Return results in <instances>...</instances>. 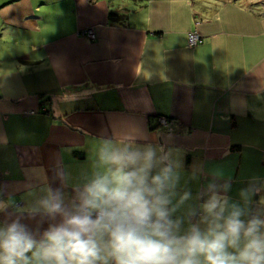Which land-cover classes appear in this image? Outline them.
Segmentation results:
<instances>
[{
	"label": "crops",
	"instance_id": "obj_1",
	"mask_svg": "<svg viewBox=\"0 0 264 264\" xmlns=\"http://www.w3.org/2000/svg\"><path fill=\"white\" fill-rule=\"evenodd\" d=\"M264 0H0V224L48 190L71 202L103 141L131 134L178 160L177 196L208 183L264 212ZM257 6V8H256ZM127 14L111 24L110 12ZM92 29L94 40L85 36ZM197 31L201 42L188 44ZM172 119L168 128L160 117ZM155 171V170H154ZM198 218V217H197ZM184 227H187V221Z\"/></svg>",
	"mask_w": 264,
	"mask_h": 264
},
{
	"label": "clouds",
	"instance_id": "obj_2",
	"mask_svg": "<svg viewBox=\"0 0 264 264\" xmlns=\"http://www.w3.org/2000/svg\"><path fill=\"white\" fill-rule=\"evenodd\" d=\"M135 139L103 141L71 202L51 189L36 202L33 215L60 217L39 239L19 216L0 224V264H264V212L248 211L251 189L241 206L226 195L229 182H210L199 208L176 216L191 199L185 191L173 203L178 160Z\"/></svg>",
	"mask_w": 264,
	"mask_h": 264
},
{
	"label": "built area",
	"instance_id": "obj_3",
	"mask_svg": "<svg viewBox=\"0 0 264 264\" xmlns=\"http://www.w3.org/2000/svg\"><path fill=\"white\" fill-rule=\"evenodd\" d=\"M85 36H87L89 39H92V40H94L96 38V35L92 29L87 30L85 32ZM200 42H201V36L199 35V33L197 31L189 33L188 44L190 46H197ZM168 119L169 118H167V117H163V116L160 117L159 121H158L159 125H161V127H163V128H168L169 125L172 123Z\"/></svg>",
	"mask_w": 264,
	"mask_h": 264
},
{
	"label": "trees",
	"instance_id": "obj_4",
	"mask_svg": "<svg viewBox=\"0 0 264 264\" xmlns=\"http://www.w3.org/2000/svg\"><path fill=\"white\" fill-rule=\"evenodd\" d=\"M146 0H136V2L144 3ZM109 22L111 24L118 23L120 25H125L127 22V14L126 13H120V12H110L108 15ZM169 121H172V119H168Z\"/></svg>",
	"mask_w": 264,
	"mask_h": 264
},
{
	"label": "rangeland",
	"instance_id": "obj_5",
	"mask_svg": "<svg viewBox=\"0 0 264 264\" xmlns=\"http://www.w3.org/2000/svg\"><path fill=\"white\" fill-rule=\"evenodd\" d=\"M260 6L262 7V6H264V5H260ZM256 8H257V6H256ZM171 122H172V121H171Z\"/></svg>",
	"mask_w": 264,
	"mask_h": 264
}]
</instances>
